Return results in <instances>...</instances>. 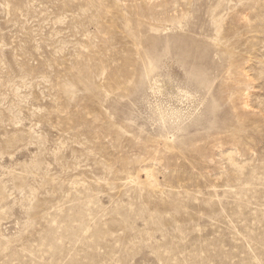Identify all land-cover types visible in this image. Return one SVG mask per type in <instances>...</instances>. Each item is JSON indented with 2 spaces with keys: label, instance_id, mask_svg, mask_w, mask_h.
<instances>
[{
  "label": "rangeland",
  "instance_id": "1",
  "mask_svg": "<svg viewBox=\"0 0 264 264\" xmlns=\"http://www.w3.org/2000/svg\"><path fill=\"white\" fill-rule=\"evenodd\" d=\"M0 264H264V0H0Z\"/></svg>",
  "mask_w": 264,
  "mask_h": 264
}]
</instances>
